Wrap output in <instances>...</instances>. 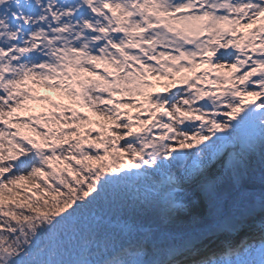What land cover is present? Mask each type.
<instances>
[{"label": "snow or ice", "instance_id": "1", "mask_svg": "<svg viewBox=\"0 0 264 264\" xmlns=\"http://www.w3.org/2000/svg\"><path fill=\"white\" fill-rule=\"evenodd\" d=\"M0 264H264V0H0Z\"/></svg>", "mask_w": 264, "mask_h": 264}, {"label": "rangeland", "instance_id": "2", "mask_svg": "<svg viewBox=\"0 0 264 264\" xmlns=\"http://www.w3.org/2000/svg\"><path fill=\"white\" fill-rule=\"evenodd\" d=\"M41 94H44V95H50L52 96L53 98H56L57 97V94L56 93H53L49 90H46V89H41Z\"/></svg>", "mask_w": 264, "mask_h": 264}]
</instances>
